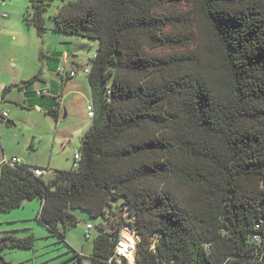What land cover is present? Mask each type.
I'll return each mask as SVG.
<instances>
[{
    "label": "trees",
    "instance_id": "trees-1",
    "mask_svg": "<svg viewBox=\"0 0 264 264\" xmlns=\"http://www.w3.org/2000/svg\"><path fill=\"white\" fill-rule=\"evenodd\" d=\"M29 1L24 22L43 37L52 0ZM53 19L99 41L95 117L72 170L0 166V216L40 200L38 222L62 240L74 211L102 217L90 264H127L110 263L125 226L139 264H264V0H76ZM48 95L58 121L61 96H36ZM34 245L0 239V251Z\"/></svg>",
    "mask_w": 264,
    "mask_h": 264
},
{
    "label": "rangeland",
    "instance_id": "rangeland-1",
    "mask_svg": "<svg viewBox=\"0 0 264 264\" xmlns=\"http://www.w3.org/2000/svg\"><path fill=\"white\" fill-rule=\"evenodd\" d=\"M73 1L76 0H52L46 6L44 17L48 30L43 37L35 29L27 27L23 20L24 14L31 10L29 0H6V12L12 21L8 28H3L6 20L2 18L4 10H0V86L9 85L8 90L4 89L7 90L4 97V92L0 91L3 100L0 106V165L13 157L22 158L29 166L48 168V180L55 177L56 171H70L74 167L75 155L80 151L84 135L92 123L87 114V105L92 103L91 92L85 87L79 94L67 97L72 88L63 87L62 90L61 87L60 92L62 90L66 98L63 101L59 99L62 115L56 121L47 114L48 108L55 105L49 101V95L40 98L35 95L36 90H41V81L28 86L25 84L36 75L48 77V67L60 56L55 51L65 47L71 53L69 65L79 70L75 78L85 75L83 70L94 58L99 41L53 31V16L64 3ZM18 26L23 31H19ZM156 52L169 53L163 50ZM4 112L9 117L3 120ZM8 120L13 124H7ZM33 202L40 203L38 200ZM33 204L1 214L0 239L4 235H34V248L2 250L0 255L10 264H81L77 255L80 253L83 255L82 264H90L97 227L103 218H92L87 212L74 211L79 223L69 228L66 239L62 240L38 222V210L30 207ZM88 224L94 226L91 240L85 238Z\"/></svg>",
    "mask_w": 264,
    "mask_h": 264
},
{
    "label": "built area",
    "instance_id": "built-area-1",
    "mask_svg": "<svg viewBox=\"0 0 264 264\" xmlns=\"http://www.w3.org/2000/svg\"><path fill=\"white\" fill-rule=\"evenodd\" d=\"M4 17H7L6 14H4ZM77 69H71L68 68L65 65H60L57 71V79L61 82H65L66 80L74 79L78 75ZM84 74L88 76L90 74V67H87L83 70ZM49 91L47 89H42L36 91L37 96H42ZM87 112L88 117L90 119H93L95 117V110L93 108L92 104H89L87 106ZM7 114H3V118H7ZM81 160V154L78 152L75 155V161L74 166H77V163ZM6 163H9L11 166H15L17 164H22L21 160L18 158H14L12 160H8ZM34 175L37 177H45L50 174V170L45 169H34L33 170ZM92 230L93 226L92 224L87 225V230L85 234V238L87 240H90L92 237ZM139 238L135 231L130 226H125L122 230L121 239L117 244L116 252L114 255V258L111 260L110 263H112L114 260H117L119 262H122L123 260L126 261L127 264H139L137 261V244H138Z\"/></svg>",
    "mask_w": 264,
    "mask_h": 264
},
{
    "label": "crops",
    "instance_id": "crops-1",
    "mask_svg": "<svg viewBox=\"0 0 264 264\" xmlns=\"http://www.w3.org/2000/svg\"><path fill=\"white\" fill-rule=\"evenodd\" d=\"M7 9H8V3H6V0H0V10H4V12L2 13V18L6 20V22L3 24L4 25L3 28H8L10 26V23L12 22V21H10V15L8 14V12H6ZM4 14H6L7 17H4ZM23 20H24V18H23ZM22 29L23 28L18 26V30L19 31H23ZM67 50H68L67 47L59 49V50H56L55 53L56 54H60V56L57 57L56 62L52 66L48 67V74H47L48 77H46L45 75L44 76L40 75V81L42 83L41 90L42 89H47L49 91V93L52 94V96L60 95L61 98H62V101H63V99L66 98L65 94L62 92V90H64V88H67L69 86L72 88V90L68 93V95H70V96H67V97H72V96H75V95L79 94L80 91L83 90L85 87L89 88L88 79H87L86 75L81 76V77H77V78H75L73 80L72 79L66 80L64 83L61 82L62 86L60 85L61 83H59V80L57 78H55V77H57V71H58V68H59L60 65H65V66H67L68 68H71V69L73 68V67H71L69 65L71 53L68 52ZM69 81H71V82L69 83ZM61 87L62 88L64 87V88L60 92ZM5 88H7V90H8L9 85H5L4 84V85L0 86V91L2 93L4 92V94H5V91H4ZM36 91H38V90H36ZM32 92H34V90ZM28 93H30V92H27V94ZM4 94H3V97L5 96ZM2 101L3 100L0 98V106L2 104ZM89 104H91V103H89ZM3 114H7L8 115V113H6V112L2 113V119L3 120L7 119L9 117V115H8L7 118H3ZM87 114H88V112H87ZM14 158H18V157H13L12 159H14ZM18 159L21 160L22 164H26L24 159H22V158H18ZM7 161L8 160H6L5 162H7ZM34 201H37V200H34ZM38 201L40 202L39 204H35V202H33V201H27V202H25L23 208L24 207L28 208L27 205H29V203H34L33 206H30V207H33L34 210H38V213H39L40 210H41V207H42V201H40V200H38Z\"/></svg>",
    "mask_w": 264,
    "mask_h": 264
},
{
    "label": "water",
    "instance_id": "water-1",
    "mask_svg": "<svg viewBox=\"0 0 264 264\" xmlns=\"http://www.w3.org/2000/svg\"><path fill=\"white\" fill-rule=\"evenodd\" d=\"M8 124H10L9 122H7Z\"/></svg>",
    "mask_w": 264,
    "mask_h": 264
}]
</instances>
